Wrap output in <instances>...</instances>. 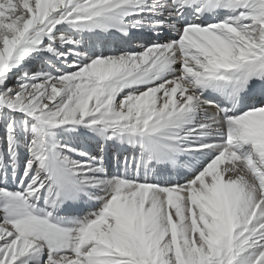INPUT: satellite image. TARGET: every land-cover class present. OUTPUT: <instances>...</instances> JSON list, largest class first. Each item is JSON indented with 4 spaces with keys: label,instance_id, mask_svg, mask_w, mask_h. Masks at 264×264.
I'll list each match as a JSON object with an SVG mask.
<instances>
[{
    "label": "snow or ice",
    "instance_id": "6c2138e0",
    "mask_svg": "<svg viewBox=\"0 0 264 264\" xmlns=\"http://www.w3.org/2000/svg\"><path fill=\"white\" fill-rule=\"evenodd\" d=\"M0 264H264V0H0Z\"/></svg>",
    "mask_w": 264,
    "mask_h": 264
}]
</instances>
